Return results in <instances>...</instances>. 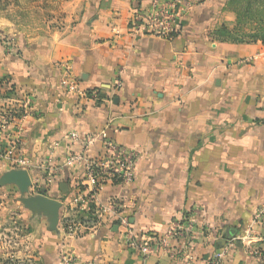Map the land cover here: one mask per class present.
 Masks as SVG:
<instances>
[{
	"label": "crops",
	"instance_id": "1",
	"mask_svg": "<svg viewBox=\"0 0 264 264\" xmlns=\"http://www.w3.org/2000/svg\"><path fill=\"white\" fill-rule=\"evenodd\" d=\"M153 1L0 0V38L11 41H0V104L8 95L25 111L0 127V189L29 196L0 213L15 214L19 239L31 240L24 258L211 264L224 251L223 264H264L263 245L241 242L257 233L252 220L264 201V45L218 40V29L235 23L231 0H179L185 10L171 41L131 30L132 11H150ZM65 73L100 101H78ZM94 133L135 151L138 162L132 182L99 188L94 205L113 208L102 222L74 235L63 217L83 168L66 161ZM14 151L18 168L6 158ZM102 151L97 140L85 154ZM14 171L26 172L24 191L7 183ZM42 200L59 206L51 212ZM174 221L183 229L159 242ZM127 231L151 252L128 246Z\"/></svg>",
	"mask_w": 264,
	"mask_h": 264
},
{
	"label": "built area",
	"instance_id": "2",
	"mask_svg": "<svg viewBox=\"0 0 264 264\" xmlns=\"http://www.w3.org/2000/svg\"><path fill=\"white\" fill-rule=\"evenodd\" d=\"M184 8L179 0H154L150 11H142L135 9L132 11L129 26L136 33L144 35L156 36L171 41L179 33L180 27L178 20L184 13ZM249 60H240L238 64H247ZM122 70L117 72L120 75ZM64 84L68 91L73 92L77 96L78 101L91 99L97 101L94 95L87 96L77 90L74 81L65 73ZM119 85V81L115 79V86ZM27 103V101H24ZM16 104L22 105L12 100L8 95L3 98L0 104V127L3 129L15 126L24 114V108L15 107ZM100 140L103 151L95 157H88L85 152L88 147L95 141ZM7 154V159L12 167H20L24 163L20 154ZM1 158V153H0ZM138 156L135 151L127 149L112 139L108 138L104 133H94L85 137V146L81 153L70 155L66 161L67 165L81 164L83 168V177L75 186L76 194L71 201L68 213H64L65 228L74 235H79L80 231L95 226L102 222L105 213L111 211V206L100 207L94 205V199L99 188L106 183L110 184H127L133 181L135 177ZM43 187L41 184H34L33 191L39 192ZM63 206V203H61ZM122 224H126L125 220H121ZM252 223L258 227L256 234L249 233L241 238V242L245 239L254 240L263 245L261 251L264 253V201L256 209ZM183 229L179 221H174L164 237L159 242L165 243L169 237L177 234ZM125 242L128 246L135 249L142 257L151 252L150 243L136 236L130 231L126 232ZM260 251V252H261ZM224 251L217 252L213 255L211 264H223Z\"/></svg>",
	"mask_w": 264,
	"mask_h": 264
},
{
	"label": "trees",
	"instance_id": "3",
	"mask_svg": "<svg viewBox=\"0 0 264 264\" xmlns=\"http://www.w3.org/2000/svg\"><path fill=\"white\" fill-rule=\"evenodd\" d=\"M264 4V0H231L230 6L235 14V23L231 29L221 26L216 32L218 40L233 44H256L264 45V15L257 9ZM241 7V8H240ZM257 11V12H256ZM251 15L249 19L246 16ZM6 47L11 46V41L1 39ZM87 96L94 95L100 101L99 91L85 92Z\"/></svg>",
	"mask_w": 264,
	"mask_h": 264
},
{
	"label": "rangeland",
	"instance_id": "4",
	"mask_svg": "<svg viewBox=\"0 0 264 264\" xmlns=\"http://www.w3.org/2000/svg\"><path fill=\"white\" fill-rule=\"evenodd\" d=\"M257 11L264 15V4H262ZM250 17L251 15L245 18L249 19ZM28 201V195L21 194V196H19L18 191L12 187L0 189V205L21 206L27 205ZM4 216L9 218L4 220ZM18 227L21 226L15 214L10 213L3 215L0 213V264H38L34 262L32 258H24L22 256V252L26 250V246L30 254L32 253L31 248H29L32 246V242L31 240L27 241V244L21 242V239H19L20 237H18L20 235L17 231Z\"/></svg>",
	"mask_w": 264,
	"mask_h": 264
},
{
	"label": "water",
	"instance_id": "5",
	"mask_svg": "<svg viewBox=\"0 0 264 264\" xmlns=\"http://www.w3.org/2000/svg\"><path fill=\"white\" fill-rule=\"evenodd\" d=\"M7 183H11V184H17L18 187L21 190H25L28 186H30V180L27 177L26 172L24 171H14L12 173H10L7 177ZM45 192L42 191V194H44ZM42 203L46 206L47 209H49V211H53L59 206L51 201H47V200H42Z\"/></svg>",
	"mask_w": 264,
	"mask_h": 264
}]
</instances>
